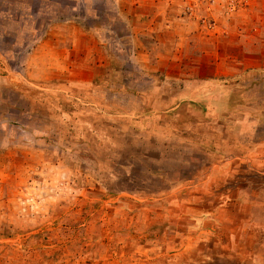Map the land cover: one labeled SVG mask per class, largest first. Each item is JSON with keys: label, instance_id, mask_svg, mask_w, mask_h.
<instances>
[{"label": "rangeland", "instance_id": "1", "mask_svg": "<svg viewBox=\"0 0 264 264\" xmlns=\"http://www.w3.org/2000/svg\"><path fill=\"white\" fill-rule=\"evenodd\" d=\"M0 264H264V0H0Z\"/></svg>", "mask_w": 264, "mask_h": 264}]
</instances>
